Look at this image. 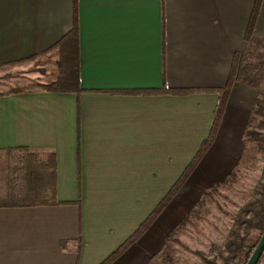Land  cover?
<instances>
[{"label": "crops", "instance_id": "crops-1", "mask_svg": "<svg viewBox=\"0 0 264 264\" xmlns=\"http://www.w3.org/2000/svg\"><path fill=\"white\" fill-rule=\"evenodd\" d=\"M255 1L0 0V68L47 58L53 51L36 55L77 17L83 89L0 92V264H102L138 231L209 137L219 94L205 89L226 85ZM254 35L264 38V0ZM259 94L233 84L211 147L111 264H148L204 191L228 178ZM28 164L55 177L57 204L18 205Z\"/></svg>", "mask_w": 264, "mask_h": 264}, {"label": "trees", "instance_id": "trees-1", "mask_svg": "<svg viewBox=\"0 0 264 264\" xmlns=\"http://www.w3.org/2000/svg\"><path fill=\"white\" fill-rule=\"evenodd\" d=\"M262 1L263 0L255 1L250 25L246 33L248 46L243 51L235 53L226 85L220 88L205 89V91H213L219 94V101L215 109L214 122L209 137L203 142L200 151L174 185L170 194L139 227L138 231L132 235L118 250L110 255L102 264L113 263L122 253L135 243L154 223L159 214L186 182L216 138V134L228 103L231 88L235 82H243L260 88V94L256 99L252 117L246 129L245 141H255L256 144H258L259 150L264 152V132L260 130V128L264 129V67L262 66V63L264 62V38H258L254 35L256 21L260 13ZM78 30L77 17H75L73 28L65 36H63L62 39L49 49L36 55L43 56L47 52L52 51L58 54V58L55 61L57 65L56 78L51 83L44 84L42 86L43 89L48 91L76 93L83 91L80 86L81 61ZM15 91L18 90L16 89ZM162 92L184 94L191 92V90L173 91L164 87ZM255 122H257L256 126ZM27 167L30 171L27 173L26 202H20L18 205L34 206L57 204L55 177H47V173L49 175V172L47 171L43 176L36 177L37 173L32 172L33 166L28 164ZM238 167L239 164L229 174L228 178L221 182L220 185L216 184L214 187L204 191L202 198L198 201L196 206L182 219L180 224L174 230L170 231L165 236L166 244L164 249L153 255L148 264H163L162 262H158L156 260L161 257V255L162 257L163 255L166 256L164 261H172L171 255L167 250L170 240L174 238L173 236H177L179 229L183 227L185 223L192 218L193 213H195L197 209L203 205L207 195L214 193L220 187L230 184L236 178ZM260 184L261 186L258 189V195L255 199L246 204L240 215L237 216L235 228L230 233L225 243L228 253L226 255H222L224 261L223 264H246L264 233V173ZM254 232H257L256 236ZM257 264H264V253Z\"/></svg>", "mask_w": 264, "mask_h": 264}, {"label": "rangeland", "instance_id": "rangeland-1", "mask_svg": "<svg viewBox=\"0 0 264 264\" xmlns=\"http://www.w3.org/2000/svg\"><path fill=\"white\" fill-rule=\"evenodd\" d=\"M52 55L55 53L36 62L27 61L19 66L0 68V92L52 82L56 78V60ZM260 130L264 132V129ZM263 173L264 152L259 150L255 141H246V151L236 178L207 195L203 205L179 229L177 236H173L167 248L172 261H164L165 255L156 260L163 264H223L222 255L228 253L226 240L235 228L243 207L258 195ZM254 233L256 236L257 232Z\"/></svg>", "mask_w": 264, "mask_h": 264}, {"label": "water", "instance_id": "water-1", "mask_svg": "<svg viewBox=\"0 0 264 264\" xmlns=\"http://www.w3.org/2000/svg\"><path fill=\"white\" fill-rule=\"evenodd\" d=\"M263 253H264V233L257 247L255 248L254 252L252 253L250 259L246 264H257Z\"/></svg>", "mask_w": 264, "mask_h": 264}]
</instances>
